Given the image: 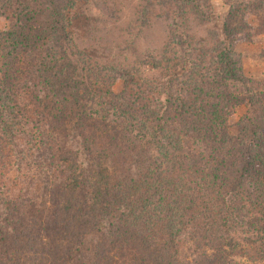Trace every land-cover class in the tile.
Masks as SVG:
<instances>
[{
	"label": "trees",
	"instance_id": "16d2710c",
	"mask_svg": "<svg viewBox=\"0 0 264 264\" xmlns=\"http://www.w3.org/2000/svg\"><path fill=\"white\" fill-rule=\"evenodd\" d=\"M75 4L0 0V264H179L183 232L216 264L237 239L264 257V80L249 89L228 45L185 32L158 77L114 94L73 40Z\"/></svg>",
	"mask_w": 264,
	"mask_h": 264
},
{
	"label": "rangeland",
	"instance_id": "374dc122",
	"mask_svg": "<svg viewBox=\"0 0 264 264\" xmlns=\"http://www.w3.org/2000/svg\"><path fill=\"white\" fill-rule=\"evenodd\" d=\"M177 2L76 0L70 12V32L74 42L86 48L98 64L96 66L103 69L101 74L109 77V87L114 94L123 92L125 88L130 93L137 92L143 86L146 75L148 78L158 77L159 72L150 66L153 56L157 53L161 55L163 50L166 57L178 53V46L173 45L175 39L171 40V34L185 35V32L192 34L195 46H216L218 41L228 45L239 60L242 81L249 89L263 82V0H198L197 8L192 9L181 7ZM250 3L256 5L251 6ZM241 4H245V7ZM225 21L232 28L229 36L224 33ZM5 26L4 18L0 17V30ZM236 27L238 32H233ZM243 87L236 85L239 89ZM247 110V101L235 106L228 117L231 132H235V123ZM15 168L12 161V166L4 170V183H10L7 179H16ZM196 221L199 222V219ZM244 237L249 239L251 234L245 233ZM198 240V245L192 246L191 234L183 232L178 243L179 264H216L213 255L217 258L223 253L216 254L206 242ZM236 244L227 249L229 255L223 264H264L257 240L242 242L237 239Z\"/></svg>",
	"mask_w": 264,
	"mask_h": 264
}]
</instances>
